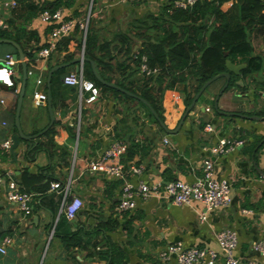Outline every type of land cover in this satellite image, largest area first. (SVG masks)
I'll list each match as a JSON object with an SVG mask.
<instances>
[{
  "label": "crops",
  "instance_id": "1",
  "mask_svg": "<svg viewBox=\"0 0 264 264\" xmlns=\"http://www.w3.org/2000/svg\"><path fill=\"white\" fill-rule=\"evenodd\" d=\"M233 2L225 3L222 9L228 11ZM90 3L91 0H28L21 4L17 0H0V28L27 34L25 49L33 54L25 56L28 78L20 114L22 130L27 136H35L49 126V92L55 119L36 139L22 140L15 150L16 158L10 148H2L7 139L12 143L13 135L18 133L15 117L23 67L16 62L15 86L0 82V150L8 154H0V169L9 174L0 185V246L4 237L12 238L7 252H0V264H108L107 259L100 258V252L110 247L118 250L126 264H153L169 244L176 242L187 248L215 249L221 255L219 264H223L216 234L226 228L238 234L237 258L264 264V257L254 249L258 241H264V65L250 75L232 73L235 84L219 96V109L214 102L226 78L213 81L180 128L191 105L187 104V96L192 94L193 83H177L166 89L161 97L164 124L172 133L161 129L137 101L130 102L133 111L127 114L112 91H102L98 101L81 105L77 88L64 84V75L78 71L81 66L84 75L85 71L93 72L92 64L82 61L87 57L95 63L98 74L102 72L111 83L119 87L138 85L140 74L145 75L142 64L146 57L142 58L141 73H133L134 63L126 50L130 47L133 55L143 48L148 36L156 34L154 19L167 5L163 0H95L88 31L96 40L90 55H86L83 32L76 28L62 38L49 57H41L39 51L50 45L54 27L42 20L41 12L61 10L65 20H83L90 11ZM257 36L264 42L263 35L254 33L253 46ZM104 42L110 43L108 48L102 47ZM15 52L12 44L0 43V64L7 54ZM254 54L264 56V43H260L259 49L254 46ZM66 63L67 67L54 70ZM159 86L160 82L154 83L153 90L157 92ZM136 88L141 90L139 86ZM208 123L212 124V131H206ZM50 129L53 133L43 137ZM118 136L129 138V142L131 139L151 142L149 154L136 151L133 157L127 153L121 157L125 168L145 166L141 174L133 173L127 181L135 185L141 181L167 183L175 179L193 183L203 177L204 162L211 157L215 178L232 181L230 204L209 210L203 222L199 218L205 210L202 202L193 199L189 204L175 205L165 199L166 195L138 199L135 208L120 214L117 207L125 181L89 168L90 162L114 140H122ZM222 138L241 139L244 144L225 154H213L211 147L217 146ZM40 140L44 148L38 152L34 147ZM25 170L33 175L47 174L51 183H65L71 178V195L84 201L76 218L59 221L63 214L62 196L51 189V183L45 195L34 192L33 212L25 216L7 197L10 191H27L22 182ZM76 231L87 239L97 240V246L65 248L62 235Z\"/></svg>",
  "mask_w": 264,
  "mask_h": 264
},
{
  "label": "trees",
  "instance_id": "2",
  "mask_svg": "<svg viewBox=\"0 0 264 264\" xmlns=\"http://www.w3.org/2000/svg\"><path fill=\"white\" fill-rule=\"evenodd\" d=\"M27 1L17 0L21 4ZM229 1H234V4L228 11H224L222 7ZM164 9L161 15L154 19L157 23L154 26L156 34L148 36L147 41L143 43V48L133 55H130V47L126 50L129 59L131 60L130 57H132L134 63L133 73H141L140 66L143 62L142 58L145 56V63L152 69H159L158 74L150 78L140 74L141 79L138 80V85L135 83L132 86H120L127 91L125 92L106 86L96 78L92 71H85V75L94 80L96 85L101 88V92L112 91L116 94L117 100L122 103L127 114L133 111L129 107L130 102L137 101L161 129L162 125L149 107L132 94L146 99L164 123L161 97L166 89L174 87L177 83L186 85L193 83L192 94L189 93L187 96V104L190 105L195 95L208 80L228 71L226 65L228 60L237 65L245 64L246 67L241 72L247 75L262 70V65H264V56L254 54L251 39L254 33L264 36V0L204 1L198 2L189 9L167 4ZM3 38L16 41L27 54L29 53L25 49L26 42L29 41L27 34H20V30L11 33L0 28V39ZM95 40L96 38L88 31L86 55L89 51L92 52ZM109 45L110 43L104 42L102 47L108 48ZM30 55L33 56V54ZM99 76L107 82H112L102 72ZM235 80L236 77L233 76L230 86L235 84ZM166 81L168 82L165 83ZM156 82H160L157 92L155 89L153 90V84ZM137 86L141 90H138ZM52 133L53 129H50L43 137H48ZM119 138L127 144L126 153L130 157H133L136 151L144 152L145 155L150 152L151 142L148 144L140 142L138 139H131L129 142V138H127L128 140L124 137ZM34 148L40 152L44 148L43 141L40 140ZM1 150L0 154H4L5 151ZM5 154L8 155L7 152ZM51 181L52 178L44 173L33 175L25 170L22 174V182L26 190L32 193L37 192L45 195L50 189ZM66 219V216L61 214L59 221L64 222ZM62 237L64 247L67 249L96 247L98 244L97 240L87 239L79 231L67 232ZM100 255L102 256L100 258L108 260V264H126L121 260V254L117 249L113 250L110 247L107 251H101Z\"/></svg>",
  "mask_w": 264,
  "mask_h": 264
},
{
  "label": "built area",
  "instance_id": "3",
  "mask_svg": "<svg viewBox=\"0 0 264 264\" xmlns=\"http://www.w3.org/2000/svg\"><path fill=\"white\" fill-rule=\"evenodd\" d=\"M128 2H136L138 0H125ZM166 4H172L174 7L182 9H189L198 2L213 1V0H163ZM95 0H91L90 11L87 17L83 20L63 19L61 10L51 11L44 10L41 12V18L45 22L54 24L51 32L50 45L39 51V55L43 58L49 57L55 50L58 49L59 43L63 37L70 35L79 28L83 32L84 42H86L87 33L89 29V20L91 16V8ZM16 4L15 2H13ZM84 57V55H83ZM84 59H82L83 61ZM146 60V58H145ZM145 60L142 64V71L147 78L153 77L159 73V69L150 68ZM16 61L12 54H7L3 62L0 64V82L14 87L15 81L13 78L14 66ZM63 82L66 85L77 88L80 104H92L101 96V88L96 85L94 80L88 79L84 75L83 66L76 72L65 74ZM4 103V100H1ZM209 110V108L207 109ZM214 128L211 123L206 125V131H212ZM168 142V139L164 140ZM241 139H227L222 138L217 146L211 147L213 154H225L228 150L234 149L237 145H243ZM11 140L7 139L2 148L8 150L11 147ZM127 152V144L116 139L112 142L110 147L106 149L99 156L95 157L90 163L89 168L93 172H102L107 177L112 179H122L124 182L122 187L121 199L117 210L120 214L127 213L128 210L135 208L137 200H146L151 196L168 199L172 204L185 205L189 204L193 199L202 202L205 205V210L199 215L200 221L207 220V212L215 208L228 206L231 201L232 181L218 180L214 176V161L209 157L204 162V175L198 178L193 183H189L183 179H175L169 182L153 181L143 182L135 185L127 181V177L133 173L141 174L144 170L143 165H131L128 168L120 162L122 156ZM0 169V185L3 184L9 174ZM127 179V180H126ZM72 179L69 178L67 182L53 181L51 189L56 190L62 196L61 213L69 220L76 218L77 214L84 207V201L77 195H71ZM165 192V194H163ZM34 193L23 190H14L8 192V199L17 205L18 209L23 212L25 216H29L33 212ZM54 233L51 234V237ZM220 245L222 256L224 257L223 264H259L255 260L242 261L236 257L235 251L238 246V234L232 228H226L216 234ZM12 244V238L4 237L0 252L6 253L7 246ZM255 251L259 252L264 257V241H258L254 245ZM220 253L215 249L190 247L187 248L182 242L171 243L163 250L158 258V261L153 264H219ZM173 258L175 261L173 262Z\"/></svg>",
  "mask_w": 264,
  "mask_h": 264
},
{
  "label": "water",
  "instance_id": "4",
  "mask_svg": "<svg viewBox=\"0 0 264 264\" xmlns=\"http://www.w3.org/2000/svg\"><path fill=\"white\" fill-rule=\"evenodd\" d=\"M0 43H9V44H12L16 48V52L13 54V59L16 62H20L22 64V67H23V78H22L21 89H20V92H19L17 111H16V117H15V125L17 127L18 133L13 135V137H12V145H11L10 150H9L10 153L16 158L17 153L15 152V150L19 147V145L21 144L22 140H34V139H36L38 136H40L43 133H45L51 127V125L54 123L55 119H54V115H53V110H52V106H51V99H50V92H49V94H48L49 95V97H48L49 98V110H50V114H51V122H50L49 126L45 130H43L40 134L35 135V136H27L23 132L22 127H21V123H20V114H21L23 100H24L25 93H26V85H27V78H28V67H27V63H26V60H25V56H26L27 53L23 50V48L16 41H14L12 39L3 38V39H0ZM30 54H31V52L28 53V55H30ZM76 61L79 62L80 60H76ZM84 61L90 62L92 64L93 72H94L96 78L98 80H100L102 83H104L106 86L111 87V88H118V89H120L122 91L127 92L126 90H124L123 88L119 87L118 85L103 80L99 76V74H98V72H97V70L95 68V63L91 59L86 57V58H84ZM226 65H227V68H228L227 72L221 73V74L211 78L210 80H208L202 86V88L199 90V92L196 94V96L194 97L191 105L187 108L186 112L184 113L179 128L182 126L184 120L186 119L188 114L191 112V110L194 108L196 102L198 101L199 97L204 92V90L213 81L217 80L218 78L224 77V78H226V83L223 86V88L221 89L220 93L216 96V99H215V102H214L215 108L219 109V107H218L219 96L230 85L232 73L235 74V75H239L241 70L246 66L245 64H239V65L234 64L230 60L227 61ZM67 66H68L67 63L63 64V65H59L56 68H54V70H59V69L65 68ZM51 74H52V72H51ZM50 80H51V78H49V84H50ZM132 95L136 96L140 101L144 102L149 107V109L151 110V112L153 113L155 118L157 120H159V122L162 125V127L168 133H172L173 132V131L169 130L165 126V124L160 120L158 113L155 111V109L151 106V104L146 99H144V98H142L140 96L134 95V94H132ZM220 113H222L224 115H233V113H226V112H221V111H220ZM258 119H260V117H258ZM179 128L177 129V131L179 130Z\"/></svg>",
  "mask_w": 264,
  "mask_h": 264
},
{
  "label": "rangeland",
  "instance_id": "5",
  "mask_svg": "<svg viewBox=\"0 0 264 264\" xmlns=\"http://www.w3.org/2000/svg\"><path fill=\"white\" fill-rule=\"evenodd\" d=\"M233 6V5H232ZM260 43H264L263 40L261 38H259L258 36L254 38V46L259 49V45ZM196 96V95H195Z\"/></svg>",
  "mask_w": 264,
  "mask_h": 264
}]
</instances>
